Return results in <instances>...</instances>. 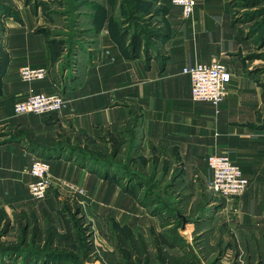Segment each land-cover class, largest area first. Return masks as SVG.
<instances>
[{
    "label": "crops",
    "instance_id": "1",
    "mask_svg": "<svg viewBox=\"0 0 264 264\" xmlns=\"http://www.w3.org/2000/svg\"><path fill=\"white\" fill-rule=\"evenodd\" d=\"M91 2L97 3V28L89 22ZM120 2L86 1L80 27L85 45L68 62L45 32L54 12L33 9L25 0L9 15L0 9V254L17 257L15 264H53L52 256L34 252L40 240L30 234L32 226H51L54 245L75 232L62 217L64 196L57 185L41 201L31 197L34 155L48 159L55 179L86 188L98 215L108 204L118 211L115 221L134 232L148 224L141 223L143 215L149 223L154 217L133 187L104 173H153L176 205L184 234L197 227L210 240L226 237L227 223L244 241L264 242V85L251 60L239 55L248 44L228 3L196 0L194 14L184 18L172 0H128V8ZM213 59L233 73L218 111L192 99L183 72ZM24 65L44 66L48 75L24 81ZM32 91L59 92L68 106L59 113H16V102ZM215 153L229 155L249 179L238 198L218 199L210 189L208 157ZM19 227L24 234L14 238L11 231ZM20 241L16 251L5 250Z\"/></svg>",
    "mask_w": 264,
    "mask_h": 264
},
{
    "label": "rangeland",
    "instance_id": "2",
    "mask_svg": "<svg viewBox=\"0 0 264 264\" xmlns=\"http://www.w3.org/2000/svg\"><path fill=\"white\" fill-rule=\"evenodd\" d=\"M86 1L25 0V3H31L33 9L40 6L44 11L48 10L56 14V17L49 19L45 32L47 37H51L50 39L57 43L54 49L56 47L59 53L63 51L65 60H75L77 56L75 53L85 45L86 40L81 38L86 34L81 33L80 27ZM17 2L18 0H0V9L2 7L5 14L9 15V12H16V9H19ZM151 2L153 3V0ZM155 2L156 0L153 5ZM226 2L231 9L233 22L239 25L242 39L248 44V50L246 52L242 50L239 55L243 59L251 60L252 72L259 75L260 82L264 85V0H226ZM91 4L89 22L91 20L92 27L97 28L99 18L92 7L96 8L97 3L91 2ZM104 4L107 5V1ZM127 4L131 5L128 0L120 2L125 8H128ZM142 8L140 11L143 12ZM62 15L66 17L62 18ZM2 24L0 19V25ZM125 148V145L121 147L123 158L126 157ZM104 174L119 176L124 184L133 187L132 194L148 209V214L154 217V220L151 223L145 222L143 215L142 219L140 218L141 223L148 224L140 231L134 232L128 225H121L120 222L115 221L116 216L119 215L117 210H112V206L105 204L103 214L98 215L92 208L86 188L72 181L55 179L52 175L54 183L51 188L57 185V188L62 189L61 193L64 196L60 205L63 209L61 211L67 217H62L67 218L68 222L72 221L75 232L59 236L58 241L61 242L56 246L50 242L54 237L51 226L43 229L36 225L32 226L30 234L40 240L34 247V252L41 251L47 256H52L53 264H86L87 262L89 264H264V242L244 241L234 230L228 229L227 223L223 228L227 227V232L229 230L228 236L217 235L211 237L212 241L208 235L202 237L203 234H197L200 230L197 227L190 235L182 233L183 220L179 219L174 211L176 205L171 202L170 195H167L166 186H162L159 179L152 178L153 173ZM213 194L218 199H228L214 192ZM192 213L193 211L190 212ZM18 231L19 235H17ZM21 233L24 234L23 227L13 228L11 231L14 238L19 237ZM22 243L20 241L8 245L11 248ZM42 243L44 249L41 248ZM81 253L83 257L79 258ZM62 256L67 259L61 261ZM18 260L17 257L3 258L0 254V264L5 262L15 264ZM27 260L25 259L24 263Z\"/></svg>",
    "mask_w": 264,
    "mask_h": 264
},
{
    "label": "built area",
    "instance_id": "3",
    "mask_svg": "<svg viewBox=\"0 0 264 264\" xmlns=\"http://www.w3.org/2000/svg\"><path fill=\"white\" fill-rule=\"evenodd\" d=\"M172 1L182 7L184 18H189L194 14L196 0ZM183 72L190 78L192 99L198 102H210L218 111L229 94V85L233 76L230 68L222 61L213 59L209 63L185 66ZM20 75L27 82L41 80L48 75V68L24 65L20 68ZM67 106L68 100L59 92L32 91L25 99L16 102L15 112L18 114L59 113ZM208 164L213 170L210 189L216 195L227 198L237 197L247 189L249 179L229 155L211 154L208 157ZM29 171L33 176L29 183L30 195L35 201H41L46 198L54 183L51 164L48 159L34 155ZM70 187L75 186L70 185Z\"/></svg>",
    "mask_w": 264,
    "mask_h": 264
},
{
    "label": "trees",
    "instance_id": "4",
    "mask_svg": "<svg viewBox=\"0 0 264 264\" xmlns=\"http://www.w3.org/2000/svg\"><path fill=\"white\" fill-rule=\"evenodd\" d=\"M140 184H141V183H140ZM17 247H19V246H17ZM17 247H11V248H9V249L5 248V250L7 249V250L16 251V250L18 249Z\"/></svg>",
    "mask_w": 264,
    "mask_h": 264
}]
</instances>
